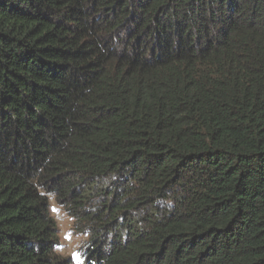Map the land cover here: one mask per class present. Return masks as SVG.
Returning <instances> with one entry per match:
<instances>
[{
  "label": "trees",
  "instance_id": "obj_1",
  "mask_svg": "<svg viewBox=\"0 0 264 264\" xmlns=\"http://www.w3.org/2000/svg\"><path fill=\"white\" fill-rule=\"evenodd\" d=\"M0 264H264V0H0Z\"/></svg>",
  "mask_w": 264,
  "mask_h": 264
},
{
  "label": "rangeland",
  "instance_id": "obj_2",
  "mask_svg": "<svg viewBox=\"0 0 264 264\" xmlns=\"http://www.w3.org/2000/svg\"><path fill=\"white\" fill-rule=\"evenodd\" d=\"M50 210L59 227L58 235L60 243L56 248V252L79 260V246L87 236L73 232L72 218L53 199H51Z\"/></svg>",
  "mask_w": 264,
  "mask_h": 264
},
{
  "label": "clouds",
  "instance_id": "obj_3",
  "mask_svg": "<svg viewBox=\"0 0 264 264\" xmlns=\"http://www.w3.org/2000/svg\"><path fill=\"white\" fill-rule=\"evenodd\" d=\"M80 247V246H79ZM79 251H80V248H79ZM71 258V260L73 261V262H75V263H80V253H79V260H75V259H73L72 257H70Z\"/></svg>",
  "mask_w": 264,
  "mask_h": 264
}]
</instances>
